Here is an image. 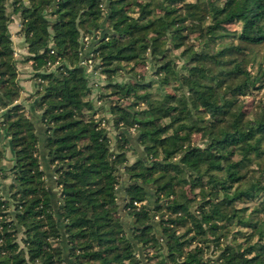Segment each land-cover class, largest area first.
<instances>
[{"label":"trees","instance_id":"obj_1","mask_svg":"<svg viewBox=\"0 0 264 264\" xmlns=\"http://www.w3.org/2000/svg\"><path fill=\"white\" fill-rule=\"evenodd\" d=\"M6 1L0 143L14 178L0 189V264H264V94L249 110L238 100L264 88L246 57L264 50V0ZM12 15L41 79L42 135L17 104ZM187 30L201 49L176 55Z\"/></svg>","mask_w":264,"mask_h":264},{"label":"rangeland","instance_id":"obj_2","mask_svg":"<svg viewBox=\"0 0 264 264\" xmlns=\"http://www.w3.org/2000/svg\"><path fill=\"white\" fill-rule=\"evenodd\" d=\"M189 1H195V0H189ZM7 2V5L9 6V5H11L12 3H13V0H7L6 1ZM24 2L26 3V4H28V2L26 1V0H24ZM215 3H219V1L217 0ZM132 7V8H131ZM131 7H129V11L132 13V14H134V15H136V11L138 10L137 8H135L134 6H131ZM8 13L10 14V10L8 11ZM18 18V24L16 25V28H17V33H18V35H19V37L24 41V39H23V37H22V35L20 34V30H21V28H20V19H19V17H18V15H12L11 16V22L14 20V19H17ZM48 19H49V17H48ZM237 29V26H230L229 27V30L230 31H233V30H236ZM16 33V34H17ZM184 35H186L187 36V39L185 40V45L186 46H183L182 48H180V49H176V50H173L174 51V53L176 54V55H178V53L183 49V48H185V47H188V45L189 46H191L192 48H194L195 50H198V51H200V46H199V43H200V41L199 40H197L196 38H198L200 35H199V32L198 31H196V32H193V33H189L188 32V30L186 31V32H184ZM14 57L15 56H17V54L14 52ZM27 57H28V53H27ZM248 59H249V63H248V65H247V68H248V71H249V73L251 74V75H254L257 71H258V68L260 67V70L262 71L263 69H264V50L262 51V52H259V53H257L256 52V50H254L253 51V53L251 54V55H248V56H246ZM245 57V58H246ZM16 58V57H15ZM26 59H28L26 62H21V64H25L26 65V67H27V69L26 70H30V73H29V76H28V79L29 80H32V82L33 83H35V85H36V83H40L41 82V79L40 78H34V77H32V75L34 74V71H33V69H32V60L31 59H29V58H26ZM25 59V60H26ZM239 59V63H242V59L241 58H238ZM24 60V61H25ZM244 60V59H243ZM260 65V66H259ZM21 69H23L22 67H21V65H19L18 66V64H17V79H18V82H19V75H20V70ZM25 69V68H24ZM91 69H92V72L94 73L95 72V64L93 63V61L91 60ZM138 70H140V71H142V70H144L143 69V67H138L137 68ZM52 70H54V67H51L50 68V71H52ZM150 72H151V65L149 64L148 65V74H150ZM95 75V79H96V81H98V83L100 84L99 86L101 87V85H103V76H101V75H99V74H94ZM130 76V75H129ZM122 79V77H120L119 79H118V81H120ZM20 85V84H19ZM21 87V86H20ZM36 89H35V92H36V90H37V86L35 87ZM222 91H225L226 90V84L224 85V87L221 89ZM173 91V88L172 87H169V88H167V92L168 93H170V92H172ZM221 91V92H222ZM260 90H250V91H248L246 94H244V95H240L239 97H238V100L240 101V104H242L243 106H244V108L243 109H245V110H249V109H251L253 106H254V104H255V102L258 100V98L259 97H261L263 94H264V88H263V90H261L260 92H259ZM21 94H22V89H21V93H20V96H21ZM95 95H96V93H94V97H95ZM37 99V97L33 94V95H31L30 97H28L27 99H26V101H27V103H26V105H24L23 103H21L19 100L17 101V104L19 103V104H22V106L25 108V109H29V104H28V102L29 101H33V102H35V100ZM94 100H95V98H94ZM95 102H96V105H97V103L99 104V102L97 101V100H95ZM33 106H34V104H33ZM32 106V107H33ZM106 117H108L109 118V116H106ZM106 123V122H105ZM104 122H102L101 123V127H105L106 126V124H105ZM109 128H108V130L110 131L109 133H110V137H112L113 138V136L115 135V133H116V131L113 129V128H111L110 127V124H109V126H108ZM131 133H133V131L131 130ZM134 134V133H133ZM5 138V137H4ZM193 139L195 140V141H198L199 140V135L198 134H194L193 135ZM39 149H40V143H39ZM138 149V154H139V156H143V154H142V150H141V148H137ZM128 158H129V161H130V163L131 162H133V160H134V158H133V156L131 155V153H129L128 154ZM41 164H42V160H41ZM12 165H13V159H12ZM12 168V167H11ZM11 168H9L8 169V171H7V173H8V178H9V184H8V186L10 185V181L14 178V176L12 175V173H10L11 171H10V169ZM124 170L123 169H121L120 171H119V176H120V178H119V180H120V182H123V181H125L126 180V177L124 176ZM13 177V178H12ZM52 192H53V190H52ZM53 193H56V195H57V197L60 195V190L57 188V189H55L54 190V192ZM162 199V198H161ZM125 203V202H124ZM134 203H136V202H134ZM134 203H132V205L133 206H136V207H139V205H140V203H136L137 205H134ZM123 204V203H122ZM122 204L120 205V206H122ZM122 207H120V209H121ZM123 210V208L121 209V214H122V219H123V221H126L125 219H128L127 217V215H126V213L124 212V211H122ZM67 252H68V250H67V248H64V252H63V254H64V258L65 259H67ZM68 261H71V259H67Z\"/></svg>","mask_w":264,"mask_h":264},{"label":"crops","instance_id":"obj_3","mask_svg":"<svg viewBox=\"0 0 264 264\" xmlns=\"http://www.w3.org/2000/svg\"><path fill=\"white\" fill-rule=\"evenodd\" d=\"M17 18V17H16ZM18 24V18L14 19L9 24V31L11 34V40L13 44V51L17 54L16 59L18 60V66L21 65L23 69L20 70L19 75V84L22 89V94L20 96L19 101L26 105L27 101L26 99L30 97L31 95L35 94V83L32 82V80L28 79L30 70H26L27 67L25 64H21V62H25L24 60L27 58V50L25 46V42L19 37L17 33L16 25ZM17 33V34H16ZM25 68V69H24ZM29 109H25L26 114L28 115L29 119L35 124L36 127V133L38 135L44 134V127L42 126L40 122V112H37L34 110V102L29 101ZM33 106V107H32ZM44 141L42 136V141L40 140V151L44 150ZM0 148L2 149L4 153V158L0 160V189L3 191L6 190L9 184V178H8V169L12 167V154L10 152V149L8 147V143L5 138H2L0 143ZM44 159V160H43ZM47 158L42 157V163H47ZM3 177H7L6 179H3ZM120 198H123V196H120ZM68 261L67 259H65ZM69 262V261H68Z\"/></svg>","mask_w":264,"mask_h":264},{"label":"built area","instance_id":"obj_4","mask_svg":"<svg viewBox=\"0 0 264 264\" xmlns=\"http://www.w3.org/2000/svg\"><path fill=\"white\" fill-rule=\"evenodd\" d=\"M83 42H84V46L86 47L87 45H88V42H89V39H88V37H85L84 39H83ZM83 65H84V67H85V72L87 73V74H95V72L93 73L92 72V69H91V60L90 59H87V60H85L84 62H83ZM134 205H137L136 203H134Z\"/></svg>","mask_w":264,"mask_h":264}]
</instances>
